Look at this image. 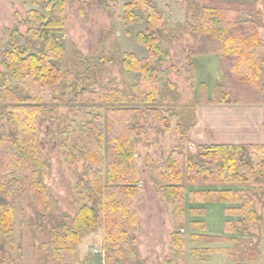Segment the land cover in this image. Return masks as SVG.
Listing matches in <instances>:
<instances>
[{
	"label": "trees",
	"instance_id": "trees-1",
	"mask_svg": "<svg viewBox=\"0 0 264 264\" xmlns=\"http://www.w3.org/2000/svg\"><path fill=\"white\" fill-rule=\"evenodd\" d=\"M186 1L189 14L183 29L193 39L187 54L190 58L218 55L224 79V84L215 86L211 98L205 84L200 83L198 102L264 104V39L258 34L259 10L253 4L224 0ZM32 2L43 3L44 11L29 10L23 20L27 27L24 43L13 39L1 53L0 247H13L17 202L21 206L28 198L43 218L51 216L56 209V201L43 179L48 164L37 142L36 119L49 112L63 162L75 182L76 211L69 223L64 214L56 218L43 247L55 264H80L76 248L82 238L87 233L101 231L105 264H148V259L141 257L137 249L134 136L143 131L149 118L163 133L171 130L169 116L161 107L166 96L160 89L164 75L161 56L165 55L162 42L169 36L166 18L155 0H124L123 22L129 25L138 19L146 25L143 32L136 34L146 56L140 59L133 53H125L121 62L126 71L136 73L132 93L128 95L115 86L95 84L82 88L78 82L72 83L70 73L62 74L55 62L64 56V48L56 36L64 27V2ZM16 33L14 29L12 34ZM185 72L194 87L192 63ZM12 80L14 86L10 85ZM60 93L62 97L68 93L74 103V116L67 123L57 116ZM79 161H82L81 170ZM158 178L156 185L172 204L175 225L170 236V252L164 257L166 264H183L187 188L192 204L207 200L228 204L226 213L235 217L234 221H226L229 234L245 236L249 234L248 227H256L263 228L264 237V213L256 210L261 199L253 189L255 184L264 183V142L203 144L188 155L175 148L166 157L165 170ZM190 208L193 214L203 210L202 206ZM190 225L193 229L203 228L202 221L193 220ZM191 237L193 241L231 240L239 244L235 237L198 233ZM251 244L241 251L235 249L241 254L238 264L253 263L260 258L259 240ZM17 248L21 259L20 247ZM211 250L207 248L206 252ZM7 252L0 264H17Z\"/></svg>",
	"mask_w": 264,
	"mask_h": 264
},
{
	"label": "rangeland",
	"instance_id": "rangeland-1",
	"mask_svg": "<svg viewBox=\"0 0 264 264\" xmlns=\"http://www.w3.org/2000/svg\"><path fill=\"white\" fill-rule=\"evenodd\" d=\"M155 1L166 18L169 33L168 38L162 42L165 55L161 56L164 75L160 80V89L166 96L161 107L169 116L171 130L163 133L149 118L143 131L134 136L138 184L133 204L137 212V249L141 257L147 258L148 264H166L164 257L170 252V236L175 229L173 208L156 185L159 173L165 170L166 157L175 148L188 155L194 154L196 147L203 144L263 143L264 104H200V83L205 84L209 98L216 85L224 84L219 56H188V48L193 39L183 29L189 14L186 0ZM224 1L253 4L260 12L257 28L259 36L264 39V0ZM63 2L64 27L56 36L64 48V56L55 62L62 74L70 73L72 83L75 85L78 82L82 88L93 87L95 84L102 87L115 86L130 95L136 73L126 71L121 62L125 53H133L140 59L146 56L145 47L136 37L138 32L145 30V23L138 19L129 25L123 22L124 0ZM44 7L43 3L35 4L32 0H0V72L1 53L8 48L10 41L17 39L19 44L24 43L23 36L27 27L23 20L27 12H43ZM16 14L19 18L15 17ZM14 29H17V33L13 35ZM189 63L194 66V87H191L186 77L185 69ZM10 85L14 86L15 82L10 81ZM58 97L62 99L56 109L57 116L67 123L74 116V103L68 93L64 97L60 93ZM36 121L38 146L42 158L48 164L43 171V179L48 192L56 201V209L51 216L43 218L28 198L21 206L19 202L15 204L13 247H0V260L4 252L8 251L17 264H55L42 244L48 241L50 227L60 214L61 218L63 214L66 215L65 221L69 223L76 211L73 204L75 182L63 162L56 132L52 131L50 113L45 112ZM140 121L141 124L144 122L142 118ZM81 167L82 161H79L80 170ZM189 189L185 194L183 264H238L241 254H237L235 249L241 251L243 247H251V243L258 240L260 258L246 264H264L263 228L248 227L249 234L245 236L229 234L226 221H234L235 217L226 213L228 204L218 200L192 204ZM253 189L261 199L256 204V210L264 213V183L255 184ZM192 206H202V213H191ZM193 220L202 221L203 228L193 229L190 225ZM193 233L235 237L239 244L231 240L193 241ZM101 238V231L87 233L82 238L76 248L80 264H105ZM17 247H20L21 259H18ZM207 248L213 250L207 253Z\"/></svg>",
	"mask_w": 264,
	"mask_h": 264
}]
</instances>
